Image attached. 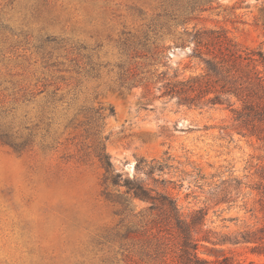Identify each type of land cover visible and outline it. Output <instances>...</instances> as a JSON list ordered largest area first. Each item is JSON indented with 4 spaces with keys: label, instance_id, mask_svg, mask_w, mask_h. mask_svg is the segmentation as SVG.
Instances as JSON below:
<instances>
[{
    "label": "rangeland",
    "instance_id": "1",
    "mask_svg": "<svg viewBox=\"0 0 264 264\" xmlns=\"http://www.w3.org/2000/svg\"><path fill=\"white\" fill-rule=\"evenodd\" d=\"M221 27L264 51V0H0V264L177 263V233H160L151 202L105 181L99 143L114 173L167 160L157 180L138 176L185 215L204 208L214 236L263 223V139L221 129L223 107L120 87L130 33L159 37L158 68L173 74L190 60L188 32ZM253 247L198 253L264 264Z\"/></svg>",
    "mask_w": 264,
    "mask_h": 264
},
{
    "label": "trees",
    "instance_id": "2",
    "mask_svg": "<svg viewBox=\"0 0 264 264\" xmlns=\"http://www.w3.org/2000/svg\"><path fill=\"white\" fill-rule=\"evenodd\" d=\"M188 33L189 41L193 43L188 54L190 60L184 69L178 68L173 74L158 68L165 52L159 37L152 36L148 31L143 35L130 33L124 42L125 60L119 65L120 87H143L148 94L154 86L162 96L176 98L178 104L198 108L223 107L230 111L231 122L221 129L231 128L244 136L264 140V51L242 44L222 27L194 29ZM185 43L186 40L183 45ZM187 70L190 73L186 74ZM97 155L106 168V182L124 186L125 194L151 202V209L158 211L160 233L175 230L179 242L175 264H263L255 260H236L228 255L212 260L201 256L198 248L201 243L206 246L207 243H248L253 244L254 252L264 255V215L262 224L245 225L241 230L220 235L219 238L214 236L219 235L217 232L206 229L208 212L204 208L185 215L177 200L167 191L151 188L138 176V173L144 172L157 180L155 171H159L160 175L164 173L165 168L170 166L167 160L138 161L136 173L130 176L122 172L114 173V164L105 145L98 144ZM145 169L148 171L145 172ZM255 189L264 196V183ZM225 199L227 196L219 202ZM113 201L122 206L120 212L128 211L126 202L114 198ZM260 201H263L261 210L264 214V197ZM162 262L169 264L165 258Z\"/></svg>",
    "mask_w": 264,
    "mask_h": 264
}]
</instances>
